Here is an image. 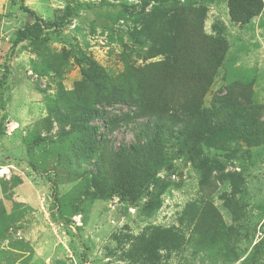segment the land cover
I'll return each instance as SVG.
<instances>
[{
  "label": "rangeland",
  "instance_id": "374dc122",
  "mask_svg": "<svg viewBox=\"0 0 264 264\" xmlns=\"http://www.w3.org/2000/svg\"><path fill=\"white\" fill-rule=\"evenodd\" d=\"M77 1L0 0V264H264V0Z\"/></svg>",
  "mask_w": 264,
  "mask_h": 264
},
{
  "label": "trees",
  "instance_id": "16d2710c",
  "mask_svg": "<svg viewBox=\"0 0 264 264\" xmlns=\"http://www.w3.org/2000/svg\"><path fill=\"white\" fill-rule=\"evenodd\" d=\"M66 3L65 12L62 17L53 22L49 28L45 29L40 23H35L33 27L26 25L24 28L19 29L13 40L10 58H12L18 52L20 44L24 42H29L31 44L41 45L49 40V36L52 32L58 31L59 29L65 27L71 19L76 15L78 9L80 8V3L77 0H64ZM236 5H238V13L236 14L237 8L234 6L233 13L237 17L240 15L241 20H248L258 11V0H234ZM14 3H19L20 7L30 14H33L27 6L24 4V0H13ZM257 5V6H256ZM137 129L140 130L141 135L149 136L151 134V121L141 122L136 124ZM97 129V128H95ZM140 140L136 143L129 142L122 150H120L119 155L121 160H126L125 164L130 172V181H127L125 187L127 190L133 192V190L138 189V187H144L146 184L150 183L154 179V169L155 165L152 158L153 147L149 143L140 144ZM54 192L56 191V183L51 180Z\"/></svg>",
  "mask_w": 264,
  "mask_h": 264
},
{
  "label": "built area",
  "instance_id": "2783aa9c",
  "mask_svg": "<svg viewBox=\"0 0 264 264\" xmlns=\"http://www.w3.org/2000/svg\"><path fill=\"white\" fill-rule=\"evenodd\" d=\"M65 264H84L81 260H78L75 256H71Z\"/></svg>",
  "mask_w": 264,
  "mask_h": 264
}]
</instances>
